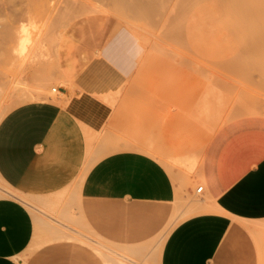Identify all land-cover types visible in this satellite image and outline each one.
<instances>
[{"label": "rangeland", "instance_id": "1", "mask_svg": "<svg viewBox=\"0 0 264 264\" xmlns=\"http://www.w3.org/2000/svg\"><path fill=\"white\" fill-rule=\"evenodd\" d=\"M8 1L0 5L4 8L0 7V189H13L8 163L14 147L28 148L59 107L50 99V95L56 98L53 93L57 92L50 86L58 89L64 84L67 92L57 100L64 104L83 92L75 79L96 64V74L102 75L105 87L121 88L119 94L110 97L116 98L112 105L91 91L110 110L113 118L108 126L122 137H126L125 130L134 134L141 131L159 149L161 161L179 190L173 202L151 206V210L161 212L159 221L148 215L139 222L127 220L120 211L108 212L107 218L108 206L104 204L82 211L89 225L79 227L80 216L73 211L71 196L76 185H68L47 199L44 212L55 219L47 221L53 230L59 227L75 237L52 235L48 229L36 231L27 249L30 252L18 255L21 263L16 260L17 264H34L55 246L82 250L96 264H120L124 255L126 264H159L160 247L170 230L201 203L208 166L215 172L224 168L234 175L264 167V72L259 62L253 63L247 42L240 37V20L226 13V1L150 0L156 3L153 8L132 12L124 7L125 0H77L80 2H75L73 11H78H70V17H65L72 10H64L67 0ZM62 11L65 16H61ZM21 24L26 25V32H19ZM194 24L199 29L192 28ZM21 33L32 40L24 55L13 49ZM12 53L19 56L15 59ZM67 59L73 62L67 61V65ZM50 72L53 75L48 80ZM28 89L41 90L37 92L42 99L17 101ZM85 130L87 156L77 182L89 159L106 151L102 146H106L105 134L86 125ZM134 144L131 140L123 146ZM184 156L193 163L185 162ZM174 157L183 161H173ZM199 184L204 189L196 192ZM14 191L12 196L34 203L19 190ZM162 205L171 209L162 212ZM245 226L256 243L257 264H264V220H257L255 232ZM85 240L102 242L107 261ZM131 243L145 245L141 255L126 249Z\"/></svg>", "mask_w": 264, "mask_h": 264}, {"label": "crops", "instance_id": "2", "mask_svg": "<svg viewBox=\"0 0 264 264\" xmlns=\"http://www.w3.org/2000/svg\"><path fill=\"white\" fill-rule=\"evenodd\" d=\"M97 66H88L78 78L83 92L64 104L53 100L59 107L28 148L12 150L10 184L34 203L0 195V264H17L14 256L30 252L27 249L36 231L43 232L44 224L55 220L44 212L49 205L47 199L68 185H76L71 195L73 211L85 222L79 227L89 225L82 211L104 204L108 206L107 218L108 212L112 215L120 211L127 220L139 222L148 215L159 221L161 212L151 210V206L178 197L177 182L161 161L159 149L141 131L134 134L124 129L126 137H122L108 126L113 118L110 110L91 92L100 85L107 88L100 80L102 75L96 74ZM85 125L105 134L106 146L101 145L106 151L89 159L77 182L87 156ZM129 139L134 146H123ZM210 167L206 169V189L200 203L204 207L200 205L201 209L170 230L158 256L159 264H257L256 243L245 224L253 231L257 220H264V167L237 175L227 174L224 168L215 172ZM203 189L204 185L196 192ZM162 206V212L171 209ZM34 264L96 263L82 250L55 246Z\"/></svg>", "mask_w": 264, "mask_h": 264}, {"label": "bare ground", "instance_id": "3", "mask_svg": "<svg viewBox=\"0 0 264 264\" xmlns=\"http://www.w3.org/2000/svg\"><path fill=\"white\" fill-rule=\"evenodd\" d=\"M5 1H8V0H5ZM4 1V2H5ZM10 1H13V0H10ZM72 1V2H71ZM67 0L65 3V8H64V10L66 9V7L67 8H69V9H72V10H69L68 12H66L67 14V16H65V14L63 15L62 13H64L63 11L60 13V14H62L61 16H65V17H68L69 15H71V13L73 12L74 14L78 11V10H75V12L73 11V8H75L76 7V5H74L75 4V2L76 3H79V2H77V0L76 1H74V0ZM224 1H226V2H224V3H226V13L227 14H229L231 17L232 16H234V18L236 17V19L238 18V20H240V24H239V27H238V31H239V34H240V37L242 38V39H244L247 43H246V48L247 49H249L250 51H251V59H252V61H253V63H255V62H259L258 64L261 66V68H263V72H264V0H224ZM3 1L1 2V3H4ZM9 2V1H8ZM67 2H70L71 4H72V6H70L71 4L70 3H68L69 4V6H68V4H67ZM1 3H0V5H1ZM14 3L15 2H13V4H11L12 6L14 5ZM124 3V7L125 8H127L126 10H132V12H133V10L134 11H136V10H148L149 8L151 9V8H153L154 7V5H156V3L154 2V1H150V0H125V2H123ZM7 5H5V6H9V7H12V6H10L9 5V3H6ZM67 5V6H66ZM225 5V4H224ZM2 6H3V4H2ZM64 6V5H63ZM1 7V6H0ZM9 7H7L6 9H9ZM124 7H123V9H124ZM15 8V7H14ZM14 8H12V9H14ZM1 9H4V8H2L1 7ZM144 10V11H145ZM9 11V10H8ZM12 11V10H11ZM14 11V10H13ZM70 11H72L71 13H70ZM208 11V10H207ZM10 12V11H9ZM125 12V11H124ZM11 13V12H10ZM119 13V12H118ZM11 14H13V13H11ZM69 14V15H68ZM73 15V14H72ZM122 15V14H121ZM76 16V15H75ZM64 17V18H65ZM70 17V16H69ZM64 18H62V19H64ZM65 19H68V18H65ZM64 19V20H65ZM70 19H72V18H70ZM63 21V20H62ZM68 21V20H67ZM66 21H64V23H65ZM193 21H191L190 23H192ZM194 22H196V23H198L199 24V22H197L196 20H194ZM63 24V23H62ZM191 25V24H190ZM193 25V24H192ZM200 25V24H199ZM196 25L194 24V27H192V28H194V29H197L198 28V26H197V28L195 27ZM63 27V26H62ZM190 27V28H191ZM64 28V27H63ZM62 28V29H63ZM191 28V29H192ZM199 29V28H198ZM18 30H20L19 32H26V30H27V28H26V25L25 24H21L20 26H19V28H18ZM62 31V30H61ZM61 31H59L60 33H61ZM191 31V30H190ZM58 33V32H57ZM59 34V33H58ZM58 34L56 35V36H58ZM19 35V34H18ZM18 39L19 40H17V47H13V49L14 48H16V52L12 49V52H15V53H21V52H23L21 55H24L25 54V49H27V43L28 42H32V40L30 39V37L29 36H27V35H24V34H20L19 35V37H18ZM57 39H58V37H57ZM58 41V40H57ZM56 41V42H57ZM29 44V43H28ZM54 45H55V43H54ZM57 45V44H56ZM27 46V47H26ZM54 48H55V46H54ZM25 51V52H24ZM13 54V53H12ZM18 54H16V55H18ZM15 55V56H16ZM12 56H14V54L12 55ZM15 56H14V58H15ZM19 56V55H18ZM97 56V55H96ZM22 57V56H21ZM16 59V58H15ZM14 59V60H15ZM22 59H24V58H22ZM70 59V58H69ZM69 59H67L66 60V62L67 61H72V60H69ZM86 59V58H85ZM22 61V60H21ZM69 62H67L66 64L68 65V63ZM73 62V61H72ZM252 63V64H253ZM74 63H72L71 65H73ZM84 63H82V65H83ZM47 75V74H46ZM53 75V74H52ZM52 75H51V72L49 73V75H47V79L49 80V76H51V78H52ZM46 78V77H45ZM75 80H77V82H78V78L77 79H75ZM76 82V83H77ZM122 82H120V84H121ZM78 85H80L81 87H83L84 88V86L80 83V82H78ZM50 88L52 89V90H57V92H55V93H53L55 96H56V98H54V99H52L51 98V95H50V99L51 100H55V101H57L58 99H59V95H61V94H65L66 92H67V90H66V88H65V86H64V84H60L59 86H58V89H57V87L56 86H54V85H51L50 86ZM40 89V88H39ZM39 89H37V90H39ZM37 90H30V89H28V90H26L27 92H25L24 94H20L18 97H17V101H23V100H30V99H33V100H35V99H42L41 97H40V94L41 93H39V91H41V90H39L38 92H37ZM31 91V92H30ZM44 91V90H43ZM92 92H95V93H97L99 96H101L102 98H104L108 103H110L111 105L114 103V100H112V99H116L115 97L114 98H112L111 100H110V97L112 96L113 97V93H115V95L119 92V91H121V88H120V85L118 86H116V87H113V86H109V87H107V88H105V89H103L102 87H101V85H100V87L98 88H96V89H93V90H91ZM44 92H42V95H45V93L43 94ZM120 93V92H119ZM118 93V94H119ZM114 95V96H115ZM45 98H47V96L45 95ZM43 99H44V96H43ZM111 101H113V103L111 102ZM0 107H1V105H0ZM4 107V106H3ZM1 109V108H0ZM1 111V110H0ZM4 115V114H3ZM2 117V116H1ZM137 136V135H136ZM132 138V137H131ZM132 140V139H131ZM130 139L127 141V142H123V145H128L129 143H130V141H131ZM129 142V143H128ZM181 157V156H180ZM184 157H186L187 159H185L186 161L185 162H187L188 163V161H189V158L187 157V156H184ZM183 157V158H184ZM175 158V157H174ZM173 158V159H174ZM177 158V157H176ZM176 158L173 160V161H177L178 160V158H177V160H176ZM182 158V159H183ZM191 159V158H190ZM188 160V161H187ZM192 160V159H191ZM189 161V162H192V161ZM195 160V159H194ZM178 161H180V160H178ZM181 161H183V160H181ZM180 161V162H181ZM180 162H177V163H180ZM193 163V162H192ZM181 164H183V163H181ZM197 164V163H196ZM180 165V164H179ZM183 166V165H182ZM185 166V165H184ZM190 166V165H189ZM189 166H185V167H187V169H191L192 170V168L193 169H195L194 167H193V165L192 166H190V167H192V168H190ZM190 170V171H191ZM194 171V170H193ZM5 184V183H4ZM200 185V184H199ZM199 185H197V187L199 186ZM0 187H1V184H0ZM196 187V188H197ZM13 189V191L15 190V188L16 187H12ZM4 189H6V187L4 188ZM7 189L8 190H3V189H0V195H8V194H10L11 192V194H14L13 193V191L12 190H9V189H11V188H8L7 187ZM63 191H64V189H62ZM7 191H9V193L7 192ZM63 191H61V192H63ZM5 192H7V193H5ZM15 192V191H14ZM15 193H17V192H15ZM10 194V195H11ZM60 195L62 196V193H60L59 195H58V197H60ZM12 196V195H11ZM14 196V195H13ZM16 196V195H15ZM199 201H200V199H199ZM201 204L199 203L198 204V206H195V207H193L194 209V211H196L199 207H200V209H201V206H200ZM210 206V205H209ZM202 207H204V206H202ZM205 209V208H204ZM193 211V212H194ZM67 212H69V211H67ZM69 214V216H70V213H68ZM72 218L74 219V220H76V218H78V217H76V216H74V215H72ZM70 219H71V217H70ZM79 219V218H78ZM81 222H83L81 219H79ZM80 221H78V222H80ZM80 222V223H81ZM59 223V222H58ZM168 223V222H167ZM83 224H84V222H83ZM171 224V223H170ZM45 226H44V228L43 229H48L50 232H51V234L52 235H54L52 232H55V234L56 233H59L61 236L63 235V236H65V237H75L73 234L72 235H66L65 233H64V230H62L61 228L60 229H56L55 227H54V229L56 230H53L52 228V226H50L49 225V223H45L44 224ZM56 225V224H55ZM84 226V225H83ZM87 227V226H86ZM169 227V226H168ZM77 229V228H76ZM73 230V229H72ZM74 230H75V228H74ZM78 230V229H77ZM79 231V230H78ZM77 231V232H78ZM168 233V232H167ZM96 234V233H95ZM76 236H77V234H75ZM82 235V234H81ZM155 235V234H154ZM56 236V235H55ZM58 236V235H57ZM77 237H79V236H77ZM76 237V238H77ZM87 237H90V236H87ZM157 237V236H156ZM151 238V237H150ZM153 238V237H152ZM164 238V237H163ZM82 239V238H81ZM160 239V238H159ZM82 241V240H81ZM88 241V240H87ZM95 241H97L96 242V244L94 243H88V242H86V240H85V242L87 243V244H89L99 255H100V257L103 259V261L104 262H106L107 261V259H108V256L106 255V253H107V251L105 250V245L102 243V242H100V241H98V240H95ZM84 242V241H83ZM138 243H140V242H138ZM161 243V242H160ZM129 244V243H128ZM132 244V243H131ZM127 245L126 246V249H128V250H135L136 251V254L138 253V252H141L140 253V255L142 254V249L145 247V245L144 244H138L139 246H137V244L135 245V244H132V245ZM162 244V243H161ZM122 246H124V245H122ZM162 246V245H161ZM125 247V246H124ZM161 248V247H160ZM161 250V249H160ZM106 251V252H105ZM135 251H133V252H135ZM123 254H124V252H123ZM160 254V253H159ZM111 255V254H110ZM117 255V254H116ZM18 256V255H17ZM17 256H14V258L16 259V260H21L20 258H17ZM121 256H122V254H121ZM124 257H125V255H124ZM123 257V258H124ZM122 258V257H121ZM122 258V259H123ZM119 259V258H118ZM122 259H120V264H126L125 263V261H123ZM19 263H21V261L19 262ZM128 264V263H127Z\"/></svg>", "mask_w": 264, "mask_h": 264}, {"label": "built area", "instance_id": "4", "mask_svg": "<svg viewBox=\"0 0 264 264\" xmlns=\"http://www.w3.org/2000/svg\"><path fill=\"white\" fill-rule=\"evenodd\" d=\"M202 187H203V185L202 184H200L197 188H196V190H201L202 189Z\"/></svg>", "mask_w": 264, "mask_h": 264}]
</instances>
